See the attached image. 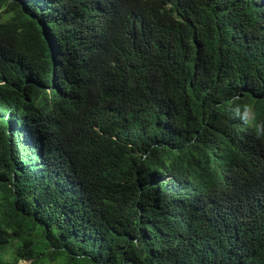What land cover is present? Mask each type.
<instances>
[{
	"label": "trees",
	"instance_id": "16d2710c",
	"mask_svg": "<svg viewBox=\"0 0 264 264\" xmlns=\"http://www.w3.org/2000/svg\"><path fill=\"white\" fill-rule=\"evenodd\" d=\"M19 260L264 264V0H0Z\"/></svg>",
	"mask_w": 264,
	"mask_h": 264
},
{
	"label": "rangeland",
	"instance_id": "374dc122",
	"mask_svg": "<svg viewBox=\"0 0 264 264\" xmlns=\"http://www.w3.org/2000/svg\"><path fill=\"white\" fill-rule=\"evenodd\" d=\"M6 251L8 253V256H10L11 255V251L9 249H7ZM29 263H30V261H21V260H19L17 264H29Z\"/></svg>",
	"mask_w": 264,
	"mask_h": 264
},
{
	"label": "clouds",
	"instance_id": "9594fccd",
	"mask_svg": "<svg viewBox=\"0 0 264 264\" xmlns=\"http://www.w3.org/2000/svg\"><path fill=\"white\" fill-rule=\"evenodd\" d=\"M21 261H25V260H21Z\"/></svg>",
	"mask_w": 264,
	"mask_h": 264
}]
</instances>
